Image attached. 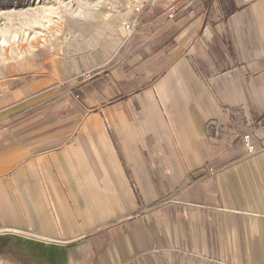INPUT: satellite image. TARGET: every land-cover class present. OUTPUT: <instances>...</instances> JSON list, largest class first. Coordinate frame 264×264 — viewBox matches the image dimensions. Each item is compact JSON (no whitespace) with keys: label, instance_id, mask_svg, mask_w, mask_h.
<instances>
[{"label":"crops","instance_id":"1","mask_svg":"<svg viewBox=\"0 0 264 264\" xmlns=\"http://www.w3.org/2000/svg\"><path fill=\"white\" fill-rule=\"evenodd\" d=\"M130 22L126 66L80 100L50 76L0 89V237L41 264H264V151L240 138L264 124V0Z\"/></svg>","mask_w":264,"mask_h":264},{"label":"rangeland","instance_id":"2","mask_svg":"<svg viewBox=\"0 0 264 264\" xmlns=\"http://www.w3.org/2000/svg\"><path fill=\"white\" fill-rule=\"evenodd\" d=\"M140 2L0 0V89L15 78L50 76L64 89L69 88L66 94L80 100L89 94L81 90L87 83L105 81L108 73L126 66L127 34L123 23L133 26L130 19H136L139 25L159 3L138 13L135 9ZM88 79L91 80L80 85ZM73 82L81 83L74 88ZM115 90L106 88L107 104L124 97H115ZM23 243L26 244L19 249L11 237H0V264H41L32 259L30 252L45 251ZM181 256L169 259L179 257L175 264H183Z\"/></svg>","mask_w":264,"mask_h":264},{"label":"built area","instance_id":"3","mask_svg":"<svg viewBox=\"0 0 264 264\" xmlns=\"http://www.w3.org/2000/svg\"><path fill=\"white\" fill-rule=\"evenodd\" d=\"M160 0H142L136 7L138 13H142L150 5H155ZM173 15H170L172 18ZM127 36L134 34L135 26L128 22L123 23ZM242 143L249 155H255L264 151V124H253L240 134Z\"/></svg>","mask_w":264,"mask_h":264}]
</instances>
